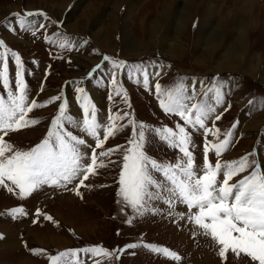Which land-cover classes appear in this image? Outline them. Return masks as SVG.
<instances>
[{"label": "rangeland", "instance_id": "1", "mask_svg": "<svg viewBox=\"0 0 264 264\" xmlns=\"http://www.w3.org/2000/svg\"><path fill=\"white\" fill-rule=\"evenodd\" d=\"M207 1L218 2L217 5H219V2L222 4L225 0ZM91 2H93V8H90ZM235 2L237 5L234 4ZM255 2L253 17H259L257 14L260 13L263 24L259 28L256 26L254 31L252 26L247 28L249 33L247 57H242L240 65H230L226 71L215 74H212L211 69L216 66L217 57L208 58L203 55L205 59L198 60L196 56L199 53L196 54L193 43L201 10L206 8L204 6H201L192 23L185 25L170 41L169 44L175 48L173 56H169L172 54L164 56L155 52L142 53L139 56L130 54L119 40L120 28L114 29L108 26L111 28L109 37L112 40L110 42H114V50L109 51L94 41L91 34L97 32L100 27L107 28V24L111 22L109 21L110 0H0V39H3L12 51L17 52L24 63L25 83L30 89V99H35L37 103H46L50 97L62 93L63 98L68 101L67 114L79 120L81 125L83 113L77 100L79 94L75 92L77 87L84 88L90 101L96 106L98 121L101 123H109L107 116L110 111L115 114L117 111L127 110L132 114V118L147 127L152 129L171 127L175 130L176 124L184 125V122L174 114L164 113L159 107L154 84L159 82L163 88L172 89L176 82L182 80L186 89L192 92L195 97L191 103L213 106L215 112L210 114L211 117L221 114V119L214 121L215 127L221 130L220 139L225 138L227 130L233 132L229 150L220 158L215 157L214 152L210 151L211 162L214 164L217 159L221 162L238 160L240 157L254 152L255 156H250L249 159H254L257 165H264V107L261 106V101H264V84L259 81L258 74L249 75L248 72L249 65L253 64L251 62L253 54L259 55L262 60L261 66L264 67V16H262L264 15V0ZM65 3L66 8L61 15L62 18L51 13V9L58 11L57 5ZM165 3L169 9H173L179 7L180 0H173L172 3L170 0H122L117 22L121 24V14L129 8L127 26L131 35L140 42H150L152 37L149 30L152 23H144L141 32H139V18L145 17L149 21L156 17L160 18L162 16L160 9ZM226 3L231 5V9H234L236 17L246 24L249 18V9L253 4L248 9L245 0H227ZM73 8H75V12L71 16L70 22L79 21L80 28L87 25L85 30L81 29V33H74L70 31L69 27H66L68 23L66 16ZM85 10L90 14L93 12L87 20L83 17ZM28 11L45 14V16L36 15L27 18L32 22V27H35V35L32 34L31 29L27 31L21 29L16 24L15 17L11 16V13L14 12ZM96 20L97 24L94 26ZM253 22L256 24V21ZM254 24L252 25L255 26ZM39 25H44V27H37ZM247 26H249L248 23ZM45 36L51 37L55 43L47 42L44 39ZM61 43L66 46L61 48L59 46ZM154 50L157 49L153 48L152 51ZM96 56H99V60L90 65L88 60ZM105 56L111 59L106 61L103 59ZM113 59L126 61L128 67L114 69ZM150 61L155 62L156 66H149L148 71L159 72L160 75L158 77L150 76V86L145 88L140 72L130 66L141 63L148 65ZM9 64L10 77L14 79V60H10ZM97 64L101 65L100 69L93 72L90 78L86 76V73ZM113 73H115L119 84L128 93L130 109H127L122 97H115L113 101L108 99L109 93L113 92L110 80ZM194 77L205 80V84L197 90L190 89L189 80ZM213 77L217 78V81L222 85L220 88L223 93L222 104H216L214 94L205 95L208 89L213 87ZM137 80H140L141 83L138 84ZM41 84L44 85L43 91H40ZM3 94L2 84H0V95ZM249 101L253 103L250 104ZM60 102L46 104L44 108L35 109L29 114V118H38L40 123L33 127L11 132L5 136V140L21 150H29L39 144L46 138L51 127L50 122L58 114ZM74 107L79 112L78 114L73 113ZM226 108L227 110H225ZM252 117L260 121L259 128L251 131L240 129V121ZM119 123L127 124V119ZM207 125L209 128L213 127V120L209 119ZM65 130H71L80 138L94 143L91 137H87L72 125H68ZM186 130L189 131L192 143L195 145V147L190 145L189 150L193 152L196 163L202 166L203 147L206 139L203 130L191 126H186ZM129 135V129L125 128L123 132L109 138L104 145V150L118 145L128 147ZM146 137L149 141L146 148L147 154L158 162L175 163L182 155L178 149L169 148L153 133H146ZM207 140L215 143L217 137L209 135ZM99 151L101 149H97V152ZM100 160L106 167L98 168L96 175H91L83 186H79V196L76 194V190H73L76 182L68 185L67 188H53L45 185L24 200L8 193L6 189L0 188V213L14 207H23L27 212V215L18 219H13L9 215H0V235L5 238L7 234L13 232L18 241V246H12L11 250L8 247L3 249L0 246V264H17L23 257L31 259L36 264H50L47 255H55L68 249H83L92 246H102L109 251L116 250L119 259L109 260L104 257H92L80 253L79 257L83 264H95L96 260H99L101 264H251L249 258L243 257V254L239 259L231 253L228 254L227 259L219 257L217 246L209 237L202 235L201 230L193 223L186 219L180 220L176 215V213L188 211L186 206L179 202L176 203L174 209L169 208L162 201L150 202V206L160 209V212H146L144 216L135 214L130 208L121 211L123 204L117 203L120 199L117 192L122 166L121 151H117L109 157H100ZM244 175L247 173L235 177L232 183ZM159 178H162V174ZM37 208L52 216L55 223L44 219L43 216L37 217ZM55 211L60 212L67 220L73 221L74 226L57 216ZM191 211L194 212L196 209ZM129 218L132 219L131 224L127 223ZM34 220L37 222L33 223ZM33 233L37 234L35 240L32 236ZM50 235L55 237L53 243L47 241H44L46 244L39 243L38 238ZM56 237H59L60 240L56 241ZM130 243L166 247L176 252L181 260L179 262L172 261L143 246L126 249L125 246ZM34 248L45 250L46 255H34L29 250ZM120 249H124V251L121 252Z\"/></svg>", "mask_w": 264, "mask_h": 264}, {"label": "snow or ice", "instance_id": "2", "mask_svg": "<svg viewBox=\"0 0 264 264\" xmlns=\"http://www.w3.org/2000/svg\"><path fill=\"white\" fill-rule=\"evenodd\" d=\"M36 15L45 16L43 12L11 13L16 24L25 31L31 29L33 35L36 34L35 27H32V22L27 18ZM44 39L55 43L51 37L45 36ZM59 46L64 48L66 45L61 43ZM103 59L107 61L111 58L105 56ZM10 60L15 63L14 79L10 77ZM112 64L114 69L128 67L126 61L118 59H113ZM149 66L155 67V62L130 66L140 72L145 88L150 86V76L160 75L159 72H149ZM100 67L101 65L97 64L86 76L90 78ZM110 80L113 92L108 95L109 101L122 97L127 109H130L128 93L115 78V73L110 76ZM213 81V87L209 88L205 95L214 94L216 104H222V85L215 77ZM137 83L141 81L137 80ZM0 84L4 92L0 95V188L24 200L45 185L67 188L76 182L73 190H76L79 196V186H83L91 175H96L98 168L106 167L100 157H109L121 151L122 166L117 192L120 197L117 203L123 204L121 211L130 208L135 214L144 216L146 212H160V209L152 208L150 202L162 201L171 209L179 202L185 205L188 211L176 215L180 220L190 221L201 230L202 235L209 237L217 246L219 257L227 259L231 253L239 259L243 254V257L249 258L251 264H264V165H257L254 159H249L250 156H255L254 152L238 160L221 162L217 159L214 164L211 162L210 151L220 158L229 150L233 132L227 130L225 138L220 139L221 130L215 127L214 121L220 120L221 114L211 117L210 114L215 112L213 106L191 103L195 97L186 89L182 80L176 82L172 89L163 88L159 82L154 84L159 107L164 113L174 114L184 122V125L176 124L175 130L171 127H147L132 118V114L127 110L117 111L115 114L110 111L107 116L109 123H101L98 121L96 106L90 101L83 87L75 89L79 94L77 100L83 113L82 125L79 120L67 114L68 101L63 99L62 93L50 97L46 103H37L29 97L30 89L25 83V67L20 55L12 51L3 39H0ZM43 88L44 85L41 84L40 91H43ZM57 101H62L58 105V114L51 120L46 138L39 144L29 150H21L5 140V136L11 132L39 124L40 120L29 118V114ZM261 106L264 107V101H261ZM125 119L127 124L119 123ZM209 119L213 120L211 128L207 125ZM68 125L78 128L81 133L91 137L94 143L80 138L71 130H65ZM186 126L203 130L206 139L202 166L196 163L193 152L189 150L190 145H195ZM125 128L130 132L128 147L118 145L104 150L109 138L115 137ZM146 133H153L169 148L178 149L182 155L175 163L158 162L147 154L149 141ZM209 135L217 137L215 143L207 140ZM97 149L101 151L97 152ZM242 173L247 175L232 183L233 179ZM161 174L162 178H159ZM192 209L196 211L193 212ZM0 215L18 219L27 215V212L23 207H14ZM36 216H43L44 219L55 223L52 216L43 213L39 208L36 209ZM127 223L131 224L132 219L129 218ZM2 238L0 235V239ZM140 246L172 261L181 260L176 252L153 244L130 243L125 248L135 249ZM29 250L34 255H46L43 249ZM119 251L123 252L124 249ZM80 253L109 260L119 259L116 250L109 251L102 246H92L47 255V260L50 264H83ZM95 264L101 262L96 260Z\"/></svg>", "mask_w": 264, "mask_h": 264}, {"label": "bare ground", "instance_id": "3", "mask_svg": "<svg viewBox=\"0 0 264 264\" xmlns=\"http://www.w3.org/2000/svg\"><path fill=\"white\" fill-rule=\"evenodd\" d=\"M226 1L227 0L223 1L222 4H220L219 2V6L217 5L218 2L212 3L207 0H180L179 7H174L173 9H169L167 3H165V5H163L160 9V14L162 15L160 18L156 17L154 20L150 21L148 19H145V17L142 19L139 18V32H141V27L144 23H152L149 30V33L152 37V41L140 42L131 35V32L129 31L127 26V15L129 14V8H127L126 11L121 14V24H119L117 22L119 14L118 10L120 5L122 4V0H110L111 6L109 21L111 22L107 24V28L100 27L97 32L91 34V37L101 47H105L109 51L114 50V42H110L112 40L109 37V30L111 28H120L119 40L128 49V52L130 54H133L134 56H139L142 53L146 54L150 52H155L164 56H166V54H172L169 56H173V49L175 51V48H172V46L169 44L170 41L174 39V35L180 30H182L185 25H187L188 23H192L193 19L198 14V11L200 10L201 6H204L206 8L204 10H201V16L198 19L197 27L193 37V43L196 48L195 52L196 54L199 53L196 58L198 60H203L205 59L203 55L207 56L208 58H212L215 56L217 57V59L215 60L216 66L211 69L212 74L220 73V71L224 72L230 65H240L239 63L242 57H247V45L249 34L247 28L252 26L254 31L255 28H259L261 24H263V20L260 19V13L257 14V16L259 17H255L256 19L253 17V12H255V8H253V6L256 4V0H245V5L248 9L253 4L249 9V18L247 21L249 26H247V23L244 24L239 18L236 17V15L234 14V9H231V5L227 4ZM172 2L173 0H170V3ZM234 4H236V2ZM90 5V8H93V2H91ZM57 7L59 9L58 11H53L51 9L52 12H50L61 17L66 8V3L63 5L58 4ZM70 11L71 12L66 16V21L68 22L66 24V27H69L70 31L74 33H81V29L85 30L87 25H85L86 27L83 26L80 28L81 23L79 21L71 23V16H73L75 8ZM87 12L89 11L85 10L83 15L86 20L93 13L92 12L90 14ZM220 14L223 15L221 16ZM253 21H256V24H254ZM95 24H97V20L94 21L93 25L95 26ZM252 24H254L255 26H253ZM108 26L111 28H109ZM103 33L107 34L103 36ZM153 48L157 50L152 51ZM222 51H224L223 54H220V52ZM251 58V62L253 64L249 65V75L258 74L259 81L264 84V67L261 66L262 60L257 54H253ZM98 60L99 56H96L95 58L93 57L88 61H90V65H92ZM189 84L191 90H197L205 84V80H201L197 77H194L193 79L189 80ZM73 113H79L76 111L75 107L73 108ZM259 124H261L260 121L255 117H252L251 119L245 118L244 120L240 121V129L247 131L255 130L259 128ZM55 213L57 216H59L66 222L67 219L64 218V216L60 212L55 211ZM67 222L70 225L74 226L73 221L67 220ZM36 235L37 234L35 233L32 234L34 240ZM3 238L0 239V246L3 249H6V247L10 249L12 246L18 244L17 238L13 232L7 234V237H5L4 239ZM56 239V241L60 240L59 237H56ZM38 241L41 244H46V242L44 241L53 243L55 241V237L50 235L44 238H38ZM17 264L36 263L33 262L31 259L23 257L21 261Z\"/></svg>", "mask_w": 264, "mask_h": 264}]
</instances>
